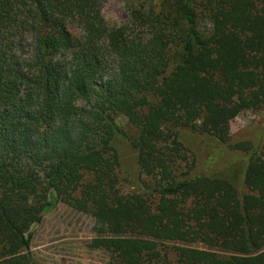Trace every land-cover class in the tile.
<instances>
[{
  "label": "trees",
  "instance_id": "16d2710c",
  "mask_svg": "<svg viewBox=\"0 0 264 264\" xmlns=\"http://www.w3.org/2000/svg\"><path fill=\"white\" fill-rule=\"evenodd\" d=\"M122 1L112 26L102 0H0V264H44L34 230L61 205L142 240L135 259L172 246L150 264H264V0ZM249 108L257 137L231 141Z\"/></svg>",
  "mask_w": 264,
  "mask_h": 264
},
{
  "label": "rangeland",
  "instance_id": "374dc122",
  "mask_svg": "<svg viewBox=\"0 0 264 264\" xmlns=\"http://www.w3.org/2000/svg\"><path fill=\"white\" fill-rule=\"evenodd\" d=\"M102 1L103 14L110 25H121L128 21V11L122 0ZM120 122L126 123V119L120 117ZM261 124L262 119L256 110L244 109L231 123V141L247 137L255 139V128ZM180 139L194 159L195 171L204 168L206 153L203 136L185 130L180 132ZM123 141L121 140L119 146L123 155L121 177L124 180L139 176L140 169L135 160L134 149ZM234 156L227 152L219 160L218 168L227 166ZM92 226V218L74 213L61 205L35 227L33 252L44 264H150L155 256L172 250L170 244L149 243L141 259H135L131 253L135 250L138 254L137 252L143 249L142 240L98 236L93 232ZM129 255H132L131 260Z\"/></svg>",
  "mask_w": 264,
  "mask_h": 264
}]
</instances>
